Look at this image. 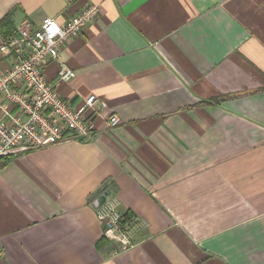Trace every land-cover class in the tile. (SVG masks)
I'll return each mask as SVG.
<instances>
[{
	"label": "crops",
	"instance_id": "0c3cea01",
	"mask_svg": "<svg viewBox=\"0 0 264 264\" xmlns=\"http://www.w3.org/2000/svg\"><path fill=\"white\" fill-rule=\"evenodd\" d=\"M89 5L45 74L73 110L97 98L93 138L0 160V264H264V0H0V21ZM106 191L144 222L123 252L96 217Z\"/></svg>",
	"mask_w": 264,
	"mask_h": 264
},
{
	"label": "built area",
	"instance_id": "2783aa9c",
	"mask_svg": "<svg viewBox=\"0 0 264 264\" xmlns=\"http://www.w3.org/2000/svg\"><path fill=\"white\" fill-rule=\"evenodd\" d=\"M99 14L100 6L89 5L64 24L44 18L40 26L29 31L28 24L22 23L4 40L3 49L13 53V62L0 74V96L14 112H5L8 120H0V160L66 141L92 140L97 98L88 96L78 109H71L48 83L45 69L49 62L58 59L64 45L80 36ZM74 77L72 70L60 67L59 81ZM86 112L90 115H85ZM105 123L107 128H115L120 120L112 115ZM104 195V201L96 209L103 237L115 243L119 252L133 248L134 236L144 222L125 216L119 211L115 197L107 191Z\"/></svg>",
	"mask_w": 264,
	"mask_h": 264
},
{
	"label": "trees",
	"instance_id": "16d2710c",
	"mask_svg": "<svg viewBox=\"0 0 264 264\" xmlns=\"http://www.w3.org/2000/svg\"><path fill=\"white\" fill-rule=\"evenodd\" d=\"M16 9V8H15ZM15 10H11L6 16L5 18H3V20L0 21V34L3 38H8L12 31H13V12ZM224 98L221 99H216L215 100V104L220 103L221 101H223ZM125 216H128V214H124Z\"/></svg>",
	"mask_w": 264,
	"mask_h": 264
}]
</instances>
